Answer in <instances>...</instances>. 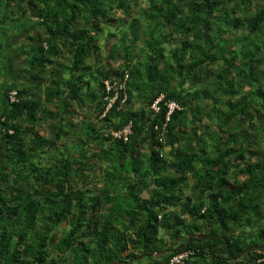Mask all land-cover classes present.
<instances>
[{
	"label": "trees",
	"instance_id": "trees-1",
	"mask_svg": "<svg viewBox=\"0 0 264 264\" xmlns=\"http://www.w3.org/2000/svg\"><path fill=\"white\" fill-rule=\"evenodd\" d=\"M3 45L0 264H264V0H0Z\"/></svg>",
	"mask_w": 264,
	"mask_h": 264
},
{
	"label": "crops",
	"instance_id": "crops-1",
	"mask_svg": "<svg viewBox=\"0 0 264 264\" xmlns=\"http://www.w3.org/2000/svg\"><path fill=\"white\" fill-rule=\"evenodd\" d=\"M31 27V24H27V28L29 29ZM15 33H17V30H13ZM42 32V30H40ZM14 41L12 40V44L17 45L18 43H20L22 41V36H14ZM7 45H3L2 47H0V57H1V62L2 64H0V88L2 86L5 85H12L14 84L15 81L21 82L22 78L20 77V73H22V68L23 66H25V56H20V57H14L15 59H13L11 61V57L8 58L6 56V52H7ZM3 62H7V63H3ZM4 65V67H3ZM3 99H2V95L0 92V112L1 109L3 107Z\"/></svg>",
	"mask_w": 264,
	"mask_h": 264
},
{
	"label": "built area",
	"instance_id": "built-area-1",
	"mask_svg": "<svg viewBox=\"0 0 264 264\" xmlns=\"http://www.w3.org/2000/svg\"><path fill=\"white\" fill-rule=\"evenodd\" d=\"M126 77H127V75H126ZM105 87H106L107 91H109L110 89H116V88L118 89L117 84L115 82H114V84L111 85L108 81H105ZM15 95H16V91L12 90L9 92L10 101L15 100ZM116 96H117V94L114 97H112L111 99H109L108 104L106 106V109H108L111 106V104L114 102ZM173 107H174V104H171L170 109H172ZM110 131H111V134L114 138H117V139L122 140V141H127L129 135L131 134V122H128L127 124H125L120 130H110ZM191 255H192V252H190V251H185L183 253H179V254L175 255L170 260L169 264H184L186 262V260H188V258H190ZM187 264H191V263L188 262Z\"/></svg>",
	"mask_w": 264,
	"mask_h": 264
},
{
	"label": "rangeland",
	"instance_id": "rangeland-1",
	"mask_svg": "<svg viewBox=\"0 0 264 264\" xmlns=\"http://www.w3.org/2000/svg\"><path fill=\"white\" fill-rule=\"evenodd\" d=\"M141 6H143V4L141 5ZM253 9V8H252ZM251 9V10H252ZM115 32V31H114ZM104 40V39H103ZM101 41V44H102V47H103V49L105 48L107 51L109 50V48H110V44L112 43V41H113V39H110V40H105V41ZM13 47H15V46H13ZM84 110H86V108H84ZM85 114L87 115V117H89L90 119H92V120H95V117L93 116V114H92V111H90V112H86L85 111ZM68 144H71V142H68ZM190 235H192V234H190ZM256 235V234H255ZM254 235V236H255ZM257 236V235H256Z\"/></svg>",
	"mask_w": 264,
	"mask_h": 264
},
{
	"label": "clouds",
	"instance_id": "clouds-1",
	"mask_svg": "<svg viewBox=\"0 0 264 264\" xmlns=\"http://www.w3.org/2000/svg\"><path fill=\"white\" fill-rule=\"evenodd\" d=\"M14 91H15V90H14ZM84 107H86V104L84 105ZM85 115H86V114H85ZM86 116H87V115H86ZM185 251H190V252H192V255H193V251H191V250H184V251H182V252H180V253H183V252H185ZM177 254H179V253H177ZM177 254H175V255H177ZM175 255H174V256H175ZM192 255L190 256L189 259H191ZM174 256H172V257L170 258V260H171ZM170 260H169V262H170ZM186 262H187V260H186Z\"/></svg>",
	"mask_w": 264,
	"mask_h": 264
},
{
	"label": "water",
	"instance_id": "water-1",
	"mask_svg": "<svg viewBox=\"0 0 264 264\" xmlns=\"http://www.w3.org/2000/svg\"><path fill=\"white\" fill-rule=\"evenodd\" d=\"M192 236V235H191ZM193 236H195V235H193ZM197 237H201V236H197Z\"/></svg>",
	"mask_w": 264,
	"mask_h": 264
}]
</instances>
